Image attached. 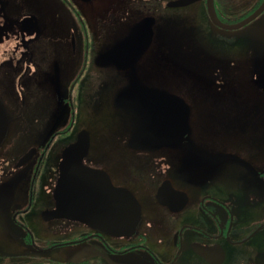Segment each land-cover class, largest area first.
Wrapping results in <instances>:
<instances>
[{
    "label": "flooded vegetation",
    "instance_id": "1",
    "mask_svg": "<svg viewBox=\"0 0 264 264\" xmlns=\"http://www.w3.org/2000/svg\"><path fill=\"white\" fill-rule=\"evenodd\" d=\"M172 1L0 0V264H264V42L253 33L264 8L228 29L207 0ZM263 3L213 0L225 26ZM144 18L150 39L137 57L132 29ZM121 41L130 67L103 56ZM143 86L167 93L145 101L157 112L171 94L189 105L182 136L116 103L124 91L141 106ZM82 130V163L98 176L62 195V162ZM110 188L140 205L130 233L111 230L126 202ZM66 204L77 218L58 211Z\"/></svg>",
    "mask_w": 264,
    "mask_h": 264
},
{
    "label": "water",
    "instance_id": "2",
    "mask_svg": "<svg viewBox=\"0 0 264 264\" xmlns=\"http://www.w3.org/2000/svg\"><path fill=\"white\" fill-rule=\"evenodd\" d=\"M84 1H88V0H84ZM193 1H195V0H176V1L169 2L168 5L169 6H180V5L189 4ZM263 8H264V3L262 4L260 9H258L252 15L243 19L241 22H239L235 25H232V26H225V25L220 24V22L217 19V16H216V13L214 10V6H213V0H207V11H208L210 18L213 20L214 23L218 24L221 27L228 28V29H237L241 26L246 25L247 23L252 21L257 16V14L260 12V10ZM132 30H133L132 33H140L142 35L141 45H139L138 48L135 49V52H136L135 56L138 57L141 53H143L146 44H148V42H149L150 33H151V23L149 21H147L146 18H144L140 22H138L137 25L135 27H133ZM253 33H254L255 37H258V36L260 37V42H264V41H262V39H264V23L258 25L254 29ZM122 42H124V41H121V42L117 43L116 45H114V47H112L110 49L109 53L108 54L105 53V55H103V56L109 57L110 58L109 61L112 64H115L119 68L130 67L132 64L131 62L127 63V64L123 63V61L126 57L124 53L128 51V48H126L123 45H120V43H122ZM261 73L264 76V63H263L262 68H261ZM142 90L144 91V95L141 96V99L142 100L144 99V102H142L141 106H140V104H138V105L135 104V102L128 104V98L132 94L127 96L128 92L124 93V91L118 92V95L116 96V103L119 106H124V107H130L131 106L134 113L137 116L141 117V119H142L141 125H157L156 123H158V125H170V124L176 125V127H174V129L180 130V132H182L181 133V136H182L183 133H185L188 130L187 129L188 125H190V107L183 100V98L176 95V94L169 95V97L172 99L171 106H165V107L159 106L158 112H157L155 110L156 107H154L151 104L145 103V101L156 99V98L166 100V99H168L167 93L164 92L162 94V92H160L161 90H156V89L152 90L151 88H149V87L147 88L145 86L142 87ZM162 111H164L169 116L164 117L163 116L164 113ZM154 113L155 114L157 113L156 116H154ZM1 114H2V116L4 115V113H1ZM4 117H5V115H4ZM149 136L151 139L153 135H149ZM135 137L141 138V136L138 132L135 135ZM135 137H134V139H135ZM169 138H170V136H169ZM157 139H161V138L157 137ZM166 142L167 141L158 142L157 145H155V146H161L163 144H173V143H166ZM88 144H89L88 132L86 130H82L78 136V141L76 143H74L73 145H71L68 148V150L66 151V154L64 156V160L62 162V170H63L64 174H62L61 184H59L60 194H62V195L66 194L68 192L67 188H69L71 191V188L74 186V179H86L89 176H98V174L96 173L97 170L89 168L82 163V159L87 153ZM139 146L151 148V146H153V144H148V145L139 144ZM72 148H74V159L72 158V154H73ZM76 154L78 156H76ZM221 156L222 157L219 158L220 161L221 160H223V161L230 160L234 157L232 154H222ZM71 171H74V174L70 173ZM182 174H180V176H181L180 179L183 178ZM110 189L111 190L109 192L111 193V195L119 196V194H120L121 197H123V198L125 197V202H126V215H125L126 220H125V222L120 224V225L115 224V223H111V226H110L111 230L113 232H114V230H116V232H122V233H126V234L130 233L135 228V226L139 220L140 205L130 191H128L126 189H122V192H118V190H116L117 188H110ZM62 210H68L67 213H69V214H63V215L68 216L69 218H77V216L75 217V215L71 214V207L69 204L64 205L58 211L61 212ZM79 211L83 212L84 210H79ZM84 214H87V212L84 211ZM112 215H114V213H112ZM79 219L83 220V221L86 220V219H82L80 217H79Z\"/></svg>",
    "mask_w": 264,
    "mask_h": 264
},
{
    "label": "rangeland",
    "instance_id": "3",
    "mask_svg": "<svg viewBox=\"0 0 264 264\" xmlns=\"http://www.w3.org/2000/svg\"><path fill=\"white\" fill-rule=\"evenodd\" d=\"M26 3L29 2V6L31 8H39V4H40V0H24ZM28 1V2H27ZM194 11H199V9H194ZM183 89V88H182ZM222 122L225 123L226 120L225 118L222 119ZM250 123H248L247 125H249ZM251 125V124H250ZM108 136H111V133H106ZM98 140V139H95ZM93 143H96V145L98 144L97 142L93 141ZM102 144V141H100V145ZM146 186L144 184H140L136 191L139 194V196L141 197V199L143 200L144 204H145V209L148 212V214L152 213L154 210L153 206H152V202H150L149 199H147V196L149 195V192L145 191Z\"/></svg>",
    "mask_w": 264,
    "mask_h": 264
}]
</instances>
